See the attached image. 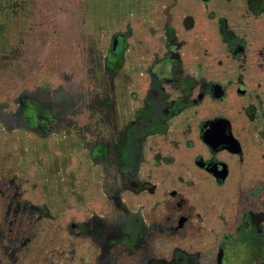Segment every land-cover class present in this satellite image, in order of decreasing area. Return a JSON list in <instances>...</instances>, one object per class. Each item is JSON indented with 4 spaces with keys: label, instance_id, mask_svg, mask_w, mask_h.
<instances>
[{
    "label": "rangeland",
    "instance_id": "rangeland-1",
    "mask_svg": "<svg viewBox=\"0 0 264 264\" xmlns=\"http://www.w3.org/2000/svg\"><path fill=\"white\" fill-rule=\"evenodd\" d=\"M165 1L0 0V69L21 70L0 89V181L17 186L0 203V264H165L191 247L204 252L191 254L199 264H217L222 208L264 173V0ZM166 21L180 62L161 91L175 109L164 120L148 73L167 51ZM209 82L226 99L192 106L189 92L210 93ZM220 120L225 157L202 135ZM177 175L196 181L184 194L200 213L217 212L204 227L217 238L181 246L148 220L162 191L187 186ZM222 252L221 264H264V237L245 222Z\"/></svg>",
    "mask_w": 264,
    "mask_h": 264
},
{
    "label": "flooded vegetation",
    "instance_id": "flooded-vegetation-1",
    "mask_svg": "<svg viewBox=\"0 0 264 264\" xmlns=\"http://www.w3.org/2000/svg\"><path fill=\"white\" fill-rule=\"evenodd\" d=\"M170 22V21H169ZM187 24H190V20H187ZM168 29V31H167ZM164 28V33H165V38L167 40L166 44L168 43L167 47H166V53L165 55L160 58V60H157L153 66L150 67L149 69V75L148 78L150 80V84L151 87L148 91V93H151V98L154 99V101H152L151 99L149 100L150 104L153 106V109L157 110V114L154 115V117H160L163 118L164 120L166 119V117H168L169 115L173 114V112L175 111L174 109V103H170V104H164L161 102L164 101V96H162V90H163V86L166 84H172L175 81V79L173 78L174 74V67L176 66L177 63L180 62L179 59V52L176 45H174L173 43V36H171V39H169L168 35L172 34V26L169 23L168 28ZM197 55V54H196ZM199 59L201 61L204 60V58L200 55H198ZM208 90L210 91V93H204L202 91H197L196 93H191L189 92L188 96H189V100L192 106H196L197 104L202 103L204 100H206L205 94L209 95L211 97V99H213L214 101L216 100H225L226 99V90L223 89L222 85L220 83L217 82H209L208 85ZM154 88L156 89V91H154ZM240 90H243V87L239 86ZM158 96V97H157ZM160 96V97H159ZM157 97V98H155ZM184 109V108H183ZM181 121V126L180 129H183V126H185V124H188L187 126L189 127L191 124L192 119L185 114L183 116V118L180 119ZM186 122V123H185ZM223 123L226 124V129L223 130V132H221L219 125H221ZM150 125L147 126V131L149 132V130H152L154 128V121L150 120L149 121ZM185 123V124H182ZM215 123H221L216 125ZM145 126L146 124L143 126L142 125V129L141 130H145ZM219 127V128H218ZM155 129V128H154ZM218 129V131H216ZM215 131L217 133H215ZM144 132V131H142ZM224 133H226L229 136V142H230V127L229 125L225 122V121H214L212 124H210L209 126H207L206 128H204V130L202 131V135L204 138H206L207 140H209L210 144H212L210 150L211 153H223L224 157L226 155H229L231 153H225L227 150V147L230 145V143H227L226 145L224 144H218L217 141L213 138V137H219L221 135H223ZM233 147V146H232ZM233 157V156H232ZM233 164L235 165V169L233 168L234 171L239 172V168L240 167L237 163L239 162L237 160V157H233ZM222 162L217 160L214 161L210 164L209 169L212 170L213 173L217 174V182L221 180L222 175H223V171L226 170V167L222 166ZM237 165V166H236ZM205 164H200V169L203 168L204 169ZM179 172H181L182 168L179 167L177 168ZM241 169V168H240ZM221 171V172H220ZM264 174V173H263ZM178 177V178H177ZM176 177V181H181L180 184L181 185H187L188 188L190 187H194L196 185V181L193 183L190 180L186 181V180H181V177H179L177 175ZM198 178H200V176H197ZM256 178V177H255ZM264 177H262L263 179ZM251 178L249 179L248 182L241 181L240 185L237 187H241L242 189H249L252 186L254 187V185H252L251 182ZM262 181V180H261ZM244 186H243V185ZM243 187H242V186ZM185 186V187H187ZM236 188V189H237ZM163 193H167V197L165 198H161V201L159 203L164 204L165 199H174L173 200V205L175 210L172 212L173 213V220L171 221L170 218L166 217V222L164 225H157L161 230V233H165L167 236H170L171 238V242H173L174 244H180L181 246L185 244L186 240H190L193 238H199L202 237L204 233L206 238H217L218 236H212L210 235L208 232L205 231L204 227L206 226H210L207 225V223L205 222V218L202 214V212L200 213L194 206L192 203H190V199L187 198L181 191H179L178 189H171L169 191H162L161 194ZM157 202H154L152 206H150V208H148L149 211H153L155 206H156ZM189 205L193 206L194 208V213L196 214V218L192 217V220L188 222V218L186 216V207H188ZM262 216L260 218L258 217H253L251 213H246L245 216L242 218V221L239 224V233L242 231V227L243 224L245 222H248L249 226L256 232L260 233L263 237H264V212L261 213ZM148 217V216H147ZM154 219L156 217V215L152 216ZM151 224H156V223H151ZM191 224L193 228L195 227H199L200 228V232L197 234H192V230H188L189 227L188 225ZM225 224V222H224ZM210 229H212L213 227H208ZM221 234H222V230H221ZM221 234L219 236V238L221 237ZM250 235V234H249ZM261 237V236H260ZM224 241L221 242L219 240L218 242V248L216 251V255H217V259L218 262L217 264H221L222 261V249L223 246L225 245L226 242H234V238L232 236L229 237H224ZM194 244V243H193ZM204 246V244H203ZM202 246V249H205V247ZM171 249V248H170ZM189 252V254H187ZM188 252H180L177 250V248H173V255H172V261L173 262H167L165 264H199V262H197L198 258H192V255H195L197 253L199 254H204V252H202L201 250H199L197 247H191L188 248ZM201 252V253H200ZM200 264H203V262H200ZM223 264V262H222Z\"/></svg>",
    "mask_w": 264,
    "mask_h": 264
},
{
    "label": "trees",
    "instance_id": "trees-1",
    "mask_svg": "<svg viewBox=\"0 0 264 264\" xmlns=\"http://www.w3.org/2000/svg\"><path fill=\"white\" fill-rule=\"evenodd\" d=\"M165 1V0H163ZM173 0L160 2L165 3L169 8ZM169 22L166 21L164 24V28H168ZM168 31V29H167ZM169 39H171L172 34L168 35ZM51 68H42L39 69V74L42 76L51 77L52 69ZM46 73V74H45ZM21 78V70L19 66L13 65L0 69V89H7L14 85L15 80ZM39 78V79H40ZM13 92V91H12ZM263 175V174H262ZM262 175L256 176V178L252 179V186L249 189H242L241 187L237 188L235 192H233V201H231L228 207H223L225 211L227 210L228 218L225 220V224L222 228V234L220 237V241H224V237H236L239 233V224L242 221V218L246 213H251L253 217L260 218L262 216L261 213L264 212V178L262 179ZM262 180V181H261ZM17 186H11L7 181H0V203H5V201L10 197H14L17 194ZM187 188V189H186ZM182 193H190V189L185 186H180L177 188ZM25 195L24 201H27V194ZM167 193L161 194L162 198L167 197ZM22 199V197H21ZM174 199H165L164 204L159 202L156 203V206L153 211H147L148 220L150 223H156L155 225H164L166 222V217L173 220V211L175 210L173 205ZM23 201V200H20ZM186 216L188 218V222L192 220V217L196 218V214L194 213L193 206L189 205L186 207ZM201 212L205 218V222L207 225H212L213 219H216V211L211 208H202ZM156 215L155 219L152 217ZM189 229L192 230V234H197L200 232L199 227L193 228L191 224L188 225Z\"/></svg>",
    "mask_w": 264,
    "mask_h": 264
},
{
    "label": "water",
    "instance_id": "water-1",
    "mask_svg": "<svg viewBox=\"0 0 264 264\" xmlns=\"http://www.w3.org/2000/svg\"><path fill=\"white\" fill-rule=\"evenodd\" d=\"M215 124L218 125V124H221V123H215ZM219 127H220L221 132H223V130L226 129V124L222 122V124L219 125ZM216 131H218V129ZM216 131H215V133H217ZM213 138L217 141V143L219 145L220 144L226 145L227 143H229V136L226 133H224L223 135H221V136H219L217 138L216 137H213Z\"/></svg>",
    "mask_w": 264,
    "mask_h": 264
}]
</instances>
